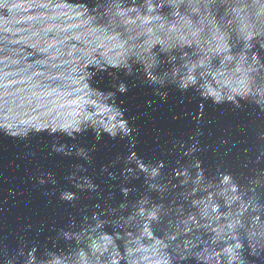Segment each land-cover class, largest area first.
<instances>
[{
  "label": "clouds",
  "instance_id": "clouds-1",
  "mask_svg": "<svg viewBox=\"0 0 264 264\" xmlns=\"http://www.w3.org/2000/svg\"><path fill=\"white\" fill-rule=\"evenodd\" d=\"M199 3L200 0H144V6L138 7L136 0H132V4L125 7L124 0H113V3L103 12H98L100 5L90 8L86 3L73 4L68 0H58V2L31 0L26 4L17 0H0V9H5L8 13L7 17L0 15V31L30 33L28 36H21L19 40L10 42L29 43L31 37L39 36L40 32H43L45 37L49 32H55L51 40L44 41L46 46L38 48L39 52L48 53L47 59L36 60L35 64L48 65L52 69L64 68L56 75H45L44 72L34 71L21 80L8 82L12 84H22L24 80L31 82L34 76L63 81V84H58L45 94L56 93L64 103L58 105L57 114L51 119L45 118L38 121L33 118L21 120L19 125H3L6 129L4 135L26 139L31 134L47 133L53 138L49 155L62 154L66 157L75 155L85 162L91 161L90 153L96 150L95 144L91 149L75 143L69 146L66 143H60L59 137L64 136L75 141L78 136L90 130L97 142L101 141L105 135L112 140L117 138L120 141L127 140L125 144L127 154L123 157L117 154L116 160L111 162L114 165L123 160L124 167L121 170V175L124 177L123 184H127L129 178L139 180L142 173L143 183L147 185L148 190H155L161 194L167 191V184L150 183L161 175L160 170L165 167V160L146 163L144 158L133 150L139 143L133 135L137 129L126 117L127 109L121 107L123 101L118 103L117 94L124 95L129 91L128 83L120 79L119 73H123L125 77L142 76L140 83L152 88L153 94L159 96L162 101H166L168 97V92L162 89L171 86L183 93L189 90L197 93L201 99V109H203V101H211L215 105L230 103L236 109H241L244 102L264 111V83L257 81V77L264 81V76H261L264 71V0H252L251 4L247 3V0H236L231 7L233 18L227 23L232 25L235 22L236 27L233 30L237 34V39L243 41V47L236 54H233L235 45L230 43L229 31L222 30L224 25L218 23L215 15L209 10L210 4L215 3V0H205L203 13L200 12ZM165 5L171 9L167 15L161 12ZM182 5H186L183 13ZM30 8L44 11L35 15L18 17V13L27 12ZM228 14L226 11L225 15ZM193 15L199 18L193 20ZM98 16H108V23L96 24ZM22 22L32 23H29L27 28L12 27ZM34 24L44 26L35 31ZM206 28L207 32H205ZM142 37L143 41L140 42ZM71 40L81 42L85 47L77 48L76 44H71L65 53L63 49L66 42ZM38 43L39 41L30 43L29 46L37 48ZM157 44L160 46V53H164V56L153 51ZM193 45H195V51L191 53L184 51L185 46L192 48ZM177 47L180 50L179 56L172 54V49ZM74 53L78 54L74 56ZM65 55L71 59L49 63ZM217 59L218 65H214L213 61ZM0 62L3 61L0 60ZM12 63L17 64L20 61L13 60ZM32 67V64H28L25 68L19 69V73L6 72L4 78L27 73ZM104 74L112 77L114 81L109 90L95 86L98 83L95 78L97 76L103 78ZM36 86H39L38 82L34 85L30 84L29 87ZM132 86L135 87V84ZM4 87L6 88L7 85ZM44 87L49 86L44 85ZM61 88L65 90L61 92ZM4 95L11 94L5 91ZM33 95L36 94L33 93ZM7 103L8 101H5V104ZM147 103L151 104L152 101ZM65 109L68 110L64 111ZM197 135L200 133L198 132ZM260 138L264 139V134H261ZM192 139L193 143L190 146L186 147L185 143L179 144L181 149H186L183 151L184 157L189 155L195 157L194 154L200 150L199 141L195 137ZM175 147L174 144L173 148ZM257 159L259 160V157ZM201 163V160L196 159L193 165L197 169L195 179L192 180L193 184H199L204 179L205 169L201 167ZM74 168L75 170L70 171L64 179L79 192H94L99 198L102 195L99 185L87 175H77L78 172H86V167L83 164H77ZM101 170L108 172L109 178H116L108 171V166L102 165ZM173 171L177 176L185 177L181 181L182 184H187L191 178L187 168ZM45 176L48 178L47 181L43 178ZM45 183L57 184L53 173H40L38 184ZM172 187L175 188L176 185ZM195 191L196 189L193 188V192ZM120 192L123 199L118 207L109 205L102 212L92 211L90 216L85 212L78 225L74 218H70L67 229L60 228L57 231L56 240H63L65 248H58L56 242H53L51 248L45 246L41 252L39 242H34L30 246L21 242L15 250V255L9 256L7 252L5 253L3 264H70L69 259L63 255L65 249L71 250L68 253L69 256L75 252L74 264H120L121 260H124L126 264H174V261L178 264L179 261L189 258L188 253L196 247L192 241L185 240L182 248L177 245L170 253L166 251L169 244L165 243L163 238L154 235L153 223H160L162 214L167 215L163 203L151 202L150 198L140 194L136 185L121 186ZM133 192L139 195L130 202L129 193ZM237 193L238 184L232 174H221L219 195L225 197L226 204L239 200L240 195ZM213 195L210 193L207 199L193 201V206L200 208L202 218L209 217V208L212 213H217L219 210V205L212 200ZM58 198L75 207L80 196L78 192L65 189L59 192ZM129 207L131 212L126 222L139 217L143 223L136 225L140 235L127 240L124 254L121 255L116 244L117 240L123 239L119 232L113 234L101 232L95 237L92 233H96L97 229L108 222L101 219L102 215L115 214L118 210ZM94 208L100 209V204H95ZM216 219L218 220L219 216H216ZM120 220H124V217L121 216ZM189 221L195 223V216H189ZM92 222H95V226ZM184 223L187 224L188 221ZM239 223V219H234L227 228L234 230ZM185 231H191V229L185 228ZM213 231L217 230L213 229ZM126 235L131 237L132 233L128 232ZM165 235L169 240L176 239L175 235L168 236L167 233ZM217 237H219V231H217ZM145 238L150 243H144ZM229 239L235 242L228 243L221 251L209 252L207 248H204L203 251L192 253V255L198 261H204V264H208L213 258H215V264H220L222 255L226 257L227 264H234V262L245 264V261L241 259L243 243L235 235L230 236ZM73 242L77 247L82 242H86L91 256L82 247H79L77 251L73 247ZM248 247L251 249L248 252L249 256L258 258L260 252L264 251V245L257 250L256 244L250 242ZM106 253L107 256H105Z\"/></svg>",
  "mask_w": 264,
  "mask_h": 264
},
{
  "label": "water",
  "instance_id": "water-1",
  "mask_svg": "<svg viewBox=\"0 0 264 264\" xmlns=\"http://www.w3.org/2000/svg\"><path fill=\"white\" fill-rule=\"evenodd\" d=\"M17 2L26 4L31 0H17ZM68 2L86 3L90 8L100 5L98 12H103L113 3V0H68ZM235 2L236 0H215V3L209 6L217 22L224 25L222 30L229 31L230 43L235 45L233 54L243 47V41L237 39V34L233 30L236 27L235 22L232 25L227 23L233 18L230 10ZM251 2L252 0H247V3L251 4ZM204 3L205 0H200L201 13L204 12ZM131 4L132 0H124L123 6L127 7ZM136 6L143 7L144 0H136ZM185 8L186 5L181 6L182 13ZM170 10L165 5L161 12L167 15ZM43 11V9L30 8L27 12L18 13V17L35 15ZM226 11L228 15H225ZM0 15L7 17V10L0 9ZM198 18L197 15L192 16L193 20ZM108 19V16H98L95 23L106 25ZM29 23L32 22H22L12 27L27 28ZM43 26L34 24L33 30L38 31ZM28 35L30 33L0 31V37H3L0 39V49H3L0 51V60L3 61L0 62V264H3L6 252L9 256L15 255V250L21 242L29 246L39 242L41 252L45 246L51 248L53 242H56L58 248H65L63 240H56V233L60 228L67 229L70 218H74L78 225L85 212L90 216L92 211L102 212L109 205L118 207L123 199L120 192L121 186L131 185H136L140 194L150 198L151 202L164 204L167 215L162 214L161 222H154L152 227L154 235L163 238L165 243L169 244L166 251L171 253L177 245L182 248L185 240H190L196 245L188 253L189 258L179 261L178 264H204V261H198L192 253L203 251L204 248H207L209 252L221 251L228 243L235 242L229 239L232 235H235L244 245L241 259L245 261V264H264V251L260 252L258 258L248 255L251 251L248 247L250 242L256 244L257 250L264 245V139L260 138L261 134H264V111L244 102L241 109H236L230 103L215 105L211 101H203V109H201V99L197 93L192 90L183 93L171 86L162 89L168 92L167 100L162 101L159 96L153 94L152 88L140 83L142 76L125 77L123 73H119L120 79L128 83L129 91L124 95L117 94L118 103L123 101L121 107L127 109L125 115L129 118L130 124L137 129L133 135L139 143L133 150L143 157L146 163L165 160V167L160 170L161 175L150 183L167 184L168 190L162 194L155 190H148L147 185L143 183L142 173L139 180L129 178L128 183L123 184L124 177L121 175L124 167L123 160L114 165L111 162L116 160L117 154L121 157L127 154L125 147L127 140L120 141L119 138L112 140L105 135L101 141L97 142L90 130L78 136L75 141L60 136V143H66L69 146L75 143L91 149L94 144L96 145V150L90 153L91 161L85 162L75 155L72 157L62 154L49 155L53 138L47 133L31 134L26 139L4 135L6 129L3 125H19L21 120L33 118L38 121L45 118L51 119L56 116L58 105L64 103L56 93L45 94L58 84H63V81L34 76L31 82L24 80L22 84L8 83L12 80H21L34 71L44 72L45 75H56L58 71L64 70V68L52 69L48 65L35 64L36 60L47 59L48 53H41L38 48L46 46L44 41L51 40L55 32H49L47 37L40 32L39 36L31 37L29 43L10 42ZM37 41H39L37 48L29 46L30 43ZM142 41L143 37L140 42ZM71 44H76L77 48L85 47L83 43L76 40L67 41L63 49L65 53ZM159 49L160 46L157 44L153 51L164 56L165 54L160 53ZM195 50V45L192 48L187 46L184 48V51L189 53ZM172 54L179 56V48L172 49ZM61 59H71V57L65 55L49 63H59ZM13 60H19L20 63L13 64ZM28 64H32L33 67L28 69L27 73L4 78V73H19V69L25 68ZM213 64L218 65V59L214 60ZM261 76H264V71ZM95 79L98 81L95 86L104 90L111 89L114 83L112 77L107 74H104L103 78L97 76ZM257 81L264 83L260 77H257ZM37 82L39 86L29 87L30 84L34 85ZM133 84L135 87L132 86ZM4 85L7 87L5 88ZM44 85L49 87L45 88ZM19 89L23 91H18ZM64 90L60 89L61 92ZM5 91L11 95L5 96ZM5 101L8 103L5 104ZM147 101L152 103L148 104ZM198 132L200 135H197ZM192 137L199 141L200 150L194 154L195 157L192 155L184 157L183 151L186 149H181L179 144L185 143L186 147L190 146L193 143ZM174 144L175 148H173ZM196 159L202 161L201 167L205 169L204 179L199 184L192 183L197 172V169L193 167ZM77 164H83L87 169L86 172H78L77 175H87L99 185V191L102 193L99 198L94 192H79L64 179L70 171L75 170L74 166ZM102 165L108 166V171L116 178H109L108 172L101 170ZM182 168H187L191 174L187 184L181 183L185 177L177 176L173 171ZM41 172L53 173L57 184L39 185L38 178ZM229 173L238 184L237 194L240 195V199L226 204L225 197L219 195L220 176ZM43 178L46 181L48 179L47 176ZM172 185L176 187L173 188ZM193 188L196 189L195 192ZM65 189L78 192L80 199L75 207L58 198L59 192ZM210 193L214 194L212 200L219 205V210L217 213H212L209 208V217L202 218L200 208L193 206V201L207 199ZM138 195L139 193L136 192L129 193V201H133ZM97 203L100 204V209L94 208ZM130 212L131 207L120 209L115 214L102 215L101 219L108 222L92 235L95 237L101 232L109 234L119 232L123 239L117 240L116 244L123 255L127 240L140 235L136 225L143 223L139 217L126 222ZM121 216L124 220H120ZM189 216H195L196 222L189 221ZM216 216H219L218 220ZM234 219H239L240 223L234 230H229L227 225ZM184 221L188 223L185 224ZM92 224L95 226V222ZM185 228L191 231H185ZM213 229L219 231V237H217V231ZM128 232L132 233L131 237L126 235ZM166 233L168 236L175 235L176 239H167ZM143 242L150 243L147 238ZM73 247L77 251L79 247H82L91 256L86 242H82L79 247L73 242ZM70 251L65 249L63 255L69 259L70 264H74L75 252L69 256ZM107 255L106 253L105 256ZM120 264H126V262L121 260ZM174 264L177 262L174 261ZM208 264H215V258ZM220 264H227L226 257L223 255L220 258Z\"/></svg>",
  "mask_w": 264,
  "mask_h": 264
}]
</instances>
